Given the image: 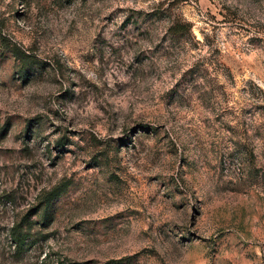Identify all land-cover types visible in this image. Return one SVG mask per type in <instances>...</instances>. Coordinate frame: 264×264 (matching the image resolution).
I'll return each mask as SVG.
<instances>
[{
  "label": "rangeland",
  "instance_id": "374dc122",
  "mask_svg": "<svg viewBox=\"0 0 264 264\" xmlns=\"http://www.w3.org/2000/svg\"><path fill=\"white\" fill-rule=\"evenodd\" d=\"M0 264H264V0H0Z\"/></svg>",
  "mask_w": 264,
  "mask_h": 264
},
{
  "label": "trees",
  "instance_id": "16d2710c",
  "mask_svg": "<svg viewBox=\"0 0 264 264\" xmlns=\"http://www.w3.org/2000/svg\"><path fill=\"white\" fill-rule=\"evenodd\" d=\"M184 28H186V25L173 23L172 27H171V31L174 33H177V32H180V30H182ZM25 239H26L25 235L21 236L20 233H17L16 235H14V242H15L16 246H18L19 248L21 246H23Z\"/></svg>",
  "mask_w": 264,
  "mask_h": 264
}]
</instances>
